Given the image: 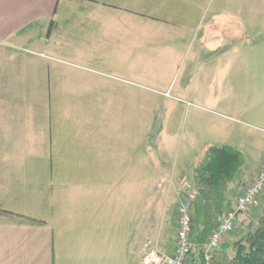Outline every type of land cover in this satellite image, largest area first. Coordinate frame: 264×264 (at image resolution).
<instances>
[{
    "label": "crops",
    "instance_id": "0c3cea01",
    "mask_svg": "<svg viewBox=\"0 0 264 264\" xmlns=\"http://www.w3.org/2000/svg\"><path fill=\"white\" fill-rule=\"evenodd\" d=\"M151 4L152 0H0V210L5 211H0V264H103V235L107 239L123 229L118 226L126 215L118 213V202L126 186L133 187L134 169L142 190L146 185L148 206L153 160L158 177L165 180L167 172L160 170L167 155L164 147L154 154L148 148L139 151L132 132L106 125L108 117L115 120L118 108L131 110V82L120 87L104 84L109 92L103 99V83L91 75L96 76L94 65L108 63L110 73L127 81L146 80L176 67L191 37H117V29L127 21L130 30L143 32L139 26L144 21L139 19L149 17ZM77 37L80 47L74 44ZM208 39L221 42L215 58L228 54L230 37H206V45ZM131 48L142 60L147 53L158 67L135 70L128 61ZM218 48L187 56L192 65L198 64L194 58L212 59ZM33 90L43 92L31 94ZM71 96L76 105L92 106L94 112L70 114L63 107L70 105ZM102 106L109 107L110 116L102 114ZM203 120L207 140L200 154L212 144L230 145L211 136L220 132L219 121ZM263 159L248 180L239 179L242 188L251 183ZM194 165L173 166L168 179L187 178ZM127 231L134 237L135 228ZM233 233L227 235L230 242ZM174 237L161 250L171 254Z\"/></svg>",
    "mask_w": 264,
    "mask_h": 264
},
{
    "label": "rangeland",
    "instance_id": "374dc122",
    "mask_svg": "<svg viewBox=\"0 0 264 264\" xmlns=\"http://www.w3.org/2000/svg\"><path fill=\"white\" fill-rule=\"evenodd\" d=\"M159 1L152 0L153 9L149 17L140 16L139 20L144 22L139 29L143 27V32L140 30L138 34L130 30L127 21L126 27L117 29V37H191L190 43L178 56L176 67L155 73L146 80L134 78L128 81L116 76L115 72L110 73L109 63L94 65L91 70L96 72V76L91 75L99 77L103 83V99L109 92L104 90V84L116 83L119 87L126 83L129 86V82L132 84L131 110L129 108L125 113L118 108L115 120L112 118V122L108 117L106 125L118 132L127 131L129 135L132 132L133 145L139 151L148 148L154 154L163 147L167 151L166 156L162 154L167 161L161 160L160 164V170L167 172L165 180L163 176L158 177L157 162H151L149 206L146 185L142 190V183L136 178L138 171L134 169L133 187L127 185L123 199L118 202V213L126 215L118 226L123 229L107 239L103 235V253L106 254L103 264H141L140 249L147 237L157 241L163 249L164 245H170L176 231L177 206L183 200L184 192L179 180L181 177L176 183L174 178L168 179V175L173 166L183 162H187L188 166L194 165L201 158L200 150L207 140L203 136L208 128L203 119L219 121L220 132L211 136L244 154V165L238 170L235 180H248L264 158V0ZM135 13L137 16L141 11ZM206 37H230L228 54L215 58L221 42L210 43L208 39L209 44L206 45ZM75 41V46L83 45L79 37ZM120 42L124 44L123 39ZM217 46L219 48L213 51L212 59L204 55L194 58L198 64H191L190 56L195 52ZM130 51L132 57L128 61L135 70L158 67L159 64L147 57V53L144 52L145 59L142 60L136 48ZM189 52L191 55L187 56ZM42 92L33 90L31 94L40 95ZM53 92L56 97L57 91ZM70 101L69 106L63 107L70 114L94 112L92 106L76 105L77 100L74 102L73 96ZM102 114L110 116L109 107L102 106ZM263 202L264 191L247 213L239 215L234 233L243 230L245 224L241 221L255 217ZM196 209L195 204V226L201 220ZM132 227L135 228L134 237L127 231ZM227 237L224 239L227 242L225 247L231 243Z\"/></svg>",
    "mask_w": 264,
    "mask_h": 264
},
{
    "label": "trees",
    "instance_id": "16d2710c",
    "mask_svg": "<svg viewBox=\"0 0 264 264\" xmlns=\"http://www.w3.org/2000/svg\"><path fill=\"white\" fill-rule=\"evenodd\" d=\"M244 162L242 151L231 145L212 144L188 171L190 189L195 194L190 237L193 243L192 255L201 261L204 242L217 227L225 211L234 206L235 197L244 189L241 187L242 182L235 180ZM195 204L197 217L201 218L196 226L193 211ZM241 223L245 226L238 233H233L230 245L225 248H221V245L213 251L210 260L207 263L203 261V264H264V202L255 217Z\"/></svg>",
    "mask_w": 264,
    "mask_h": 264
},
{
    "label": "built area",
    "instance_id": "2783aa9c",
    "mask_svg": "<svg viewBox=\"0 0 264 264\" xmlns=\"http://www.w3.org/2000/svg\"><path fill=\"white\" fill-rule=\"evenodd\" d=\"M184 192L183 200L177 206L176 231L171 254L161 250L157 241L147 238L143 244L141 264H203L207 263L214 250L219 248L224 238L235 226L239 214L246 213L264 190V159L250 184L235 197L234 206L227 209L217 227L209 234L202 246L203 261L193 257L191 234L193 229L192 206L195 194L185 177L180 180Z\"/></svg>",
    "mask_w": 264,
    "mask_h": 264
}]
</instances>
